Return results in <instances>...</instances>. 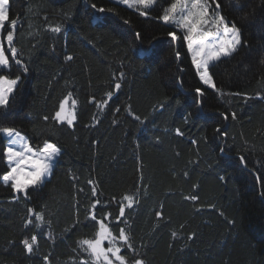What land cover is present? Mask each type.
Instances as JSON below:
<instances>
[{"label":"trees","instance_id":"trees-1","mask_svg":"<svg viewBox=\"0 0 264 264\" xmlns=\"http://www.w3.org/2000/svg\"><path fill=\"white\" fill-rule=\"evenodd\" d=\"M163 1L140 16L120 0H10L9 17L18 20L14 43L28 71L10 60L5 74L21 80L0 126L18 130L34 147L54 143L61 155L27 200L13 201L0 181V264H44V256L50 264L88 259L78 241L95 238L98 225L85 217L97 199L95 214H110L105 223L113 235L129 227L136 252L126 246L121 252L129 261L264 264V0H217L242 41L210 69L224 95L199 81L184 33L158 19ZM93 3L113 11L96 12ZM57 24L61 33L46 30ZM69 93L77 100L71 128L51 119ZM4 143L0 136V175L8 171ZM89 180L97 185L95 197ZM193 194L197 201L184 199ZM125 195L139 199L125 207L127 226L116 220ZM30 207L50 226L35 228ZM26 220L33 225L26 228ZM33 234L38 246L29 255L21 240Z\"/></svg>","mask_w":264,"mask_h":264},{"label":"snow or ice","instance_id":"snow-or-ice-1","mask_svg":"<svg viewBox=\"0 0 264 264\" xmlns=\"http://www.w3.org/2000/svg\"><path fill=\"white\" fill-rule=\"evenodd\" d=\"M120 3L126 5L128 8H136L139 11L140 16H148L152 7L158 3V0H120ZM215 5V8L212 7ZM91 7L99 13L106 11H113L112 9H105L103 7H97L95 3ZM221 5L217 0H173L170 6L164 9L163 14L158 18L165 24L175 25L178 32H183V40L186 42L188 52L191 55V62L195 69L196 75L199 81L207 88L224 95L220 89L215 85L213 75L211 74V67L222 60V58L232 56L241 46L242 41L240 37V30L235 25H229L225 17L219 11ZM10 12V0H0V119L7 116L8 110L12 106V102L15 100V92L20 83V76L16 78H10L8 74H5V70L8 72L12 69L11 61H14L15 65L19 66L24 72L28 71L27 65L20 57V50L15 46V32L18 25V20L9 17ZM99 20L100 17H95ZM125 24H128V20H124ZM48 31L54 34H59L62 31V26L57 24L55 26H48ZM7 49L3 47V40L5 39ZM29 35H33L29 33ZM169 36L172 41L178 39L177 32H169ZM137 40L140 38V33H136ZM6 51L10 52V57L6 55ZM145 57L151 56V49L143 50ZM177 59L180 58V53H176ZM66 60H73V56H66ZM264 63V61H261ZM122 78L124 73L121 72ZM115 90L121 88V83L117 82L114 85ZM196 93L198 96H202L204 93L200 88H197ZM109 99H111L113 93H107ZM231 95H241L240 93H231ZM247 99V96H245ZM69 100H71V109L68 108ZM91 102V101H90ZM107 101H103L97 104V108L103 110ZM77 100L72 98V94L69 93L55 110L51 119L56 124H67L68 127H73L74 122L77 119L76 114ZM119 112V109H116ZM225 120L228 119L227 114L221 113ZM139 119V117H136ZM232 119H236V114L232 113ZM47 122L48 116L44 117ZM217 133L221 136H227V133L222 131L220 127L216 129ZM176 135H183L180 129L176 130ZM0 136L7 139L6 147L3 148V157L7 162L8 171L0 175V181H2L5 187H10L13 193V201L18 202L22 196L25 200L30 198L31 193L29 189H37L44 185L47 178L51 176L54 169L57 158L61 155V149L54 143L45 141L42 147H34L30 144L28 138L22 135L18 130L0 126ZM195 143V141H193ZM223 151V149H221ZM241 162H245L244 157H240ZM187 175V173H185ZM74 179H78L74 177ZM88 183L92 186V195L97 196V185L94 180H89ZM83 191V189H80ZM185 200L197 201L198 196L188 195L184 197ZM127 204L121 203L120 216L116 218L117 223H123L128 225V220L125 217V207L132 209L134 204L139 203L138 198H134L132 195H125L123 197ZM100 201L97 199L90 206L89 211L86 213V219H92L98 225V230L95 233L94 239H82L78 241V247L81 252L87 254L88 259L79 261V264H144L142 259H135L129 261L124 255L121 254L122 246H126L128 250L133 253L136 249L131 242V233L129 227H122L119 232V236L113 235V231L108 223H105L109 219V215H104L103 218H98L95 214L97 204ZM199 210V209H198ZM28 214L35 217V228H40L41 224L47 222L50 226V221L45 220V216L42 212H36L33 208H28ZM223 213H221L222 215ZM157 217H161V213H156ZM121 218H124L121 220ZM234 223V221H228ZM33 225V221L26 220L25 227ZM51 238V233L48 234ZM173 237L176 233H172ZM193 235H189L188 239H193ZM117 240L120 242V246L117 244ZM105 241L107 247H104ZM9 243H13L10 241ZM24 251L29 254H35L38 246L37 235L33 234L30 239L25 238L21 240ZM44 264H50L49 256L43 257Z\"/></svg>","mask_w":264,"mask_h":264},{"label":"rangeland","instance_id":"rangeland-1","mask_svg":"<svg viewBox=\"0 0 264 264\" xmlns=\"http://www.w3.org/2000/svg\"><path fill=\"white\" fill-rule=\"evenodd\" d=\"M163 2H164V3L159 2V5H162V6H163V11H164V9H165L166 7L170 6V4L173 2V0H164ZM212 7L215 8V5H212ZM190 56H191V55H190ZM68 108L71 109V101H70V100H69ZM3 138H4V137H3ZM4 139H5L4 147H6L7 139H6V138H4ZM42 146H43V145H42ZM42 146H41V147H42ZM4 162H5L6 166H7V162H6L5 159H4ZM7 168H8V166H7ZM107 246H108V245H107V242L105 241V243H104V247H107Z\"/></svg>","mask_w":264,"mask_h":264}]
</instances>
